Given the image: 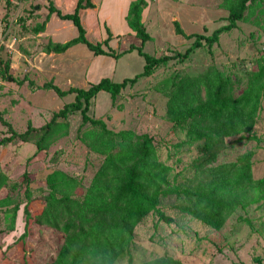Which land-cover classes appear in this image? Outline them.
Masks as SVG:
<instances>
[{"label": "rangeland", "instance_id": "obj_1", "mask_svg": "<svg viewBox=\"0 0 264 264\" xmlns=\"http://www.w3.org/2000/svg\"><path fill=\"white\" fill-rule=\"evenodd\" d=\"M51 1L63 14L72 13L76 4V0ZM149 1L143 23L151 40L144 44L143 51L154 57L183 52L191 45L193 40L175 34V21L186 35H210L225 24L227 16V11L219 8L221 0ZM93 2L98 4L99 0ZM47 5V0H0V111L18 133L24 132L28 123L34 127L42 126L54 112L74 100V94L59 97L50 90H33L29 81L41 86L53 80L62 90L70 87L87 89L94 84L86 80L85 69L97 56L85 45L79 44L62 54L42 53L41 47L48 40L64 43L77 35L70 21L55 15L51 16L43 33L32 34L35 24L45 20ZM113 9V3H110L102 15L94 9L80 11L87 39L91 43L102 42L107 38L108 29L112 35L109 45L116 53L131 45L138 47L140 41L135 35L113 37L112 33L119 32L121 27L120 21L112 16ZM262 56V30L251 23L238 22L236 29L220 36L212 55L202 47L184 63L170 61L151 76L140 78L134 86L122 90L114 105L110 95L102 91L91 101L88 114L103 119L114 131L130 129L153 137L162 159L168 161L174 173L180 172L197 153L192 147L180 151L181 154L167 155L179 139L165 117L169 91L166 80L176 72L195 77L211 66L245 78L255 70L256 60ZM7 60L10 61L11 78L4 79L1 72ZM93 64L98 65L94 72L100 78L96 80L110 78L120 82L140 74L144 60L132 51L117 59L103 56ZM23 79L26 81L19 83ZM68 121V136L56 141L35 159L34 145L14 142L0 147V199L10 194L20 204V209L28 203L30 213L25 238H11V232L5 229L4 215L0 213V230H3L0 233V264H51L62 244L61 235L33 223V218L43 209L44 179L49 172L61 170L79 178L86 187L100 165L101 159L90 154L75 139L81 124L80 112L71 115ZM6 130L0 123V139L7 136ZM254 134L258 141L237 143V137L227 139L215 165L233 162L245 151L252 150L253 177L255 180L264 178V98ZM24 172L31 181L30 200L26 198ZM174 204L173 198L161 204V209L174 219V223L166 224L155 216L149 217L135 230L130 256L118 264H140L164 253L185 264H257L256 259L264 264V201L238 209L220 231L181 216ZM22 222H25L24 216ZM23 232L24 225L21 234Z\"/></svg>", "mask_w": 264, "mask_h": 264}, {"label": "trees", "instance_id": "obj_2", "mask_svg": "<svg viewBox=\"0 0 264 264\" xmlns=\"http://www.w3.org/2000/svg\"><path fill=\"white\" fill-rule=\"evenodd\" d=\"M47 1L46 18L35 24L31 33H43L50 17L55 15L70 21L77 35L64 43L48 40L41 47L42 53L62 54L83 44L94 56L117 59L136 51L144 60L143 71L135 77L120 82L102 78L87 89L62 90L53 80L41 86L29 81L33 90H50L59 97L74 94L71 103L54 112L40 127L28 123L26 130L18 133L0 111V123L7 128V136L0 139V147L14 142L28 143L35 147L33 156L46 153L56 141L66 138L68 118L80 112L81 124L75 139L90 154L101 159L86 187L79 178L61 170H53L44 179L43 209L33 218V223L61 235L62 244L51 264H118L130 256L135 230L149 217L155 216L166 224L174 223V219L161 209L162 202L170 198L174 199V209L181 216L214 231H220L238 209L264 201V178L255 180L253 177L254 151H245L233 162L215 165L227 139L237 137V143L258 141L254 129L264 98V56L256 60L255 70L245 78L211 66L195 77L176 72L166 80L169 91L165 117L179 139L167 155L181 154L180 151L192 147L197 153L190 164L177 173L162 159L153 137L130 129L114 131L103 119L88 114L91 101L102 91L110 95L114 105L122 90L134 86L140 78L151 76L170 61L184 63L202 47L212 55L220 36L236 29L238 22L251 23L264 33V0H221L219 8L227 11L225 24L210 35H186L175 21V34L193 41L183 52L174 51L160 57L143 51L144 44L151 40L142 21L147 7L145 0L131 1L125 16L128 28L140 45H131L119 53L109 46L112 35L108 29L107 38L102 42L91 43L87 39L80 11L94 9L96 5L92 0H77L69 14H63L51 0ZM9 71L10 61L7 60L1 72L4 79L11 78ZM23 179L26 180V198L30 200L31 181L26 172ZM27 206L25 203L23 207L24 232L19 238L27 235L30 219ZM19 207L10 194L0 199V213L7 222L8 232L14 231ZM256 262L262 264L259 259ZM140 264L185 263L164 253Z\"/></svg>", "mask_w": 264, "mask_h": 264}, {"label": "crops", "instance_id": "obj_3", "mask_svg": "<svg viewBox=\"0 0 264 264\" xmlns=\"http://www.w3.org/2000/svg\"><path fill=\"white\" fill-rule=\"evenodd\" d=\"M131 1H133V0H99L98 4H95L93 2L96 5L94 10H97L101 15L103 13V10L106 9L107 6H110V3H113V8L114 9H113V12H112V14H113L112 16L116 17V19H118L120 21V24H121V27L118 28L119 32H117L119 34H117L116 32H115V34L112 33L113 37L122 36V35H127V36L134 35V33L128 28V26H127V24L125 22V16L127 15L128 7H129V4H130ZM145 1L147 2V6H148L150 1L149 0H145ZM145 11H146V9H144V11L142 13V21L144 20L143 17L145 18V15L147 14V13L145 14ZM78 45H76V46H78ZM111 49H113V48H111ZM69 50H71V48ZM69 50H67V51H69ZM102 57L103 56H97V58L94 60V62L96 63V61H99V59H102ZM104 57H107V56H104ZM109 58H111V57H109ZM104 61H106V60L104 59ZM93 63L86 67V69H85V78H86V80L94 82V84H95V83H97L100 80V79L96 80L95 78H100V76H98L99 74H95L94 71H96V68L98 67V65L97 64H93ZM108 64H109V62H108ZM52 67H53V65H52ZM22 144H24V143H22ZM38 155L37 156H33L34 159L37 158ZM22 216H23V209H20V207H19V210H18L17 215H16L14 231H11V236H10L11 238H14V237L18 238V237L21 236V230L23 228V225L25 224V222H24V224L22 222Z\"/></svg>", "mask_w": 264, "mask_h": 264}, {"label": "water", "instance_id": "obj_4", "mask_svg": "<svg viewBox=\"0 0 264 264\" xmlns=\"http://www.w3.org/2000/svg\"><path fill=\"white\" fill-rule=\"evenodd\" d=\"M35 9H37V7H35Z\"/></svg>", "mask_w": 264, "mask_h": 264}]
</instances>
